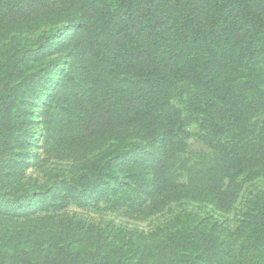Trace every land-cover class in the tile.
I'll use <instances>...</instances> for the list:
<instances>
[{
  "label": "rangeland",
  "instance_id": "rangeland-1",
  "mask_svg": "<svg viewBox=\"0 0 264 264\" xmlns=\"http://www.w3.org/2000/svg\"><path fill=\"white\" fill-rule=\"evenodd\" d=\"M254 3L264 11V0ZM182 4L155 0L170 53L128 24V44L143 52L132 70L161 67L175 118L194 112L193 100L205 112L223 110L221 122L237 113L247 122L224 134L205 121L172 124L180 162L170 184L154 179L156 133L169 128L157 120L162 109L138 123L115 104L103 115L81 109L86 71L98 74L102 57L91 53L84 25L119 13L124 0H38L0 10V92L10 96L0 113V264L50 263L48 251L59 256L64 244L142 264L264 258V160L240 164L222 179V193L197 188L215 146L264 145V55L252 59L235 33L212 34L216 0H200L208 31L196 38L180 25ZM198 90L203 95L193 96Z\"/></svg>",
  "mask_w": 264,
  "mask_h": 264
},
{
  "label": "trees",
  "instance_id": "trees-1",
  "mask_svg": "<svg viewBox=\"0 0 264 264\" xmlns=\"http://www.w3.org/2000/svg\"><path fill=\"white\" fill-rule=\"evenodd\" d=\"M37 1L0 0V10L9 12L16 8H26ZM88 1L99 2V0ZM182 2L180 14L182 29L190 27L192 33L195 32L193 34L196 38H204L208 29L200 11V0H182ZM93 7L96 8V4ZM128 24H131L130 27H136V32L148 37L160 53L171 52L169 38L155 8V0H124L119 13L112 12L105 15L95 26L85 24L91 53L95 57L99 55L102 57L94 67L98 74L94 73L92 68L86 71L89 77L88 86L81 91L86 97L81 101V109L90 110L93 116L96 113L103 115L102 111L115 104L121 110L123 119L134 123L140 122L143 118L149 121L155 119L162 109L157 120L159 119L161 124L168 123L169 128H162L158 134L156 133V138L158 137L161 142V151L154 167V179L157 182L170 184L174 175L172 171L180 162L177 152L179 144L173 140L172 124L179 120H195L201 123L205 121V127L214 130L216 134H224L228 129L245 126L247 118H242L240 113H237L232 118H223L224 122H221L217 115H223V110H218L217 113L205 112L197 108L193 100H190L189 105L194 106V112L189 108L186 116L175 118L177 112L168 104V84L161 67L150 66L136 72L132 70V67L142 61L143 52L138 50L136 42L132 43L133 46L128 44V39L132 37ZM210 25V30L216 37L235 33L238 41L243 45L242 48H248L252 59L256 60L260 55H264V11L260 5L254 3V0H216V12ZM200 95L203 93L198 90L193 96ZM6 98L10 99L9 94L0 92V113L4 103L9 101ZM231 110L232 108H225L227 112ZM249 144L252 146L249 147ZM214 155L213 164L201 176L197 188L204 187L206 192L219 194L223 192L222 179L229 177L240 164H247L246 168H249L258 161L264 160V145H255L254 142L249 143V140L247 144L241 146L230 143L226 147L215 146ZM234 159H238V163H232ZM261 224L264 231V214ZM60 250L59 256L48 251L47 257L52 260L49 263L44 259L43 264H142L132 262L128 258L113 260L102 250L92 251L86 256L75 252L72 245L64 244ZM259 263L264 264V258L255 264Z\"/></svg>",
  "mask_w": 264,
  "mask_h": 264
}]
</instances>
